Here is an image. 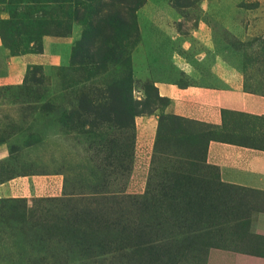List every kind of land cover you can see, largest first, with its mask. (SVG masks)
<instances>
[{
  "label": "rangeland",
  "instance_id": "374dc122",
  "mask_svg": "<svg viewBox=\"0 0 264 264\" xmlns=\"http://www.w3.org/2000/svg\"><path fill=\"white\" fill-rule=\"evenodd\" d=\"M148 1L0 0V84L9 56L32 58L0 85V264H205L213 248L263 247L264 195L221 183L204 160L215 129L155 94L149 66L171 69L139 35ZM159 1L202 12L200 0ZM231 4L263 13L264 0ZM221 39L254 78V52Z\"/></svg>",
  "mask_w": 264,
  "mask_h": 264
},
{
  "label": "crops",
  "instance_id": "0c3cea01",
  "mask_svg": "<svg viewBox=\"0 0 264 264\" xmlns=\"http://www.w3.org/2000/svg\"><path fill=\"white\" fill-rule=\"evenodd\" d=\"M199 2L202 12L190 19L168 11L159 0H149L141 9L145 18L139 27L141 40L171 69L149 66L155 93L168 102L166 113L215 129V137L206 142L204 160L216 169L221 183L264 193L263 129L229 121L230 115L264 121V8L263 13L243 8L242 15L232 12V0ZM221 31L238 39L246 54L254 52V78L245 59L242 68L221 48ZM29 60L30 56H9L0 85L16 83L15 73L24 72ZM152 118L136 121V131L155 129ZM253 231L262 248L249 252L213 248L205 264H264V213L254 216Z\"/></svg>",
  "mask_w": 264,
  "mask_h": 264
},
{
  "label": "trees",
  "instance_id": "16d2710c",
  "mask_svg": "<svg viewBox=\"0 0 264 264\" xmlns=\"http://www.w3.org/2000/svg\"><path fill=\"white\" fill-rule=\"evenodd\" d=\"M156 94V93H155ZM157 96V95H156ZM158 97V96H157ZM159 98V97H158ZM161 99V98H160ZM262 149H264V146H263V148ZM216 173H217V171H216ZM218 177V176H217ZM228 186H231V185H228ZM234 187V186H233ZM241 189H243V188H241ZM243 190H246V191H249V192H255V193H260V194H263L264 195V193H261V192H256V191H253V190H249V189H243ZM259 213H264V211H260Z\"/></svg>",
  "mask_w": 264,
  "mask_h": 264
}]
</instances>
